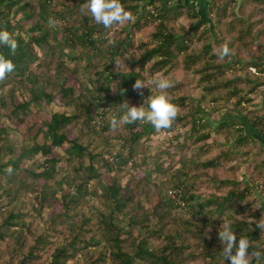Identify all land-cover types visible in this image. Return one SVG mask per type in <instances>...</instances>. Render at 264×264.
Listing matches in <instances>:
<instances>
[{
	"label": "trees",
	"instance_id": "trees-1",
	"mask_svg": "<svg viewBox=\"0 0 264 264\" xmlns=\"http://www.w3.org/2000/svg\"><path fill=\"white\" fill-rule=\"evenodd\" d=\"M186 1L121 0L133 19L106 29L87 0H0V264H230L222 223L264 252V0ZM159 77L172 127L111 128Z\"/></svg>",
	"mask_w": 264,
	"mask_h": 264
},
{
	"label": "clouds",
	"instance_id": "clouds-1",
	"mask_svg": "<svg viewBox=\"0 0 264 264\" xmlns=\"http://www.w3.org/2000/svg\"><path fill=\"white\" fill-rule=\"evenodd\" d=\"M81 10L85 14H89L95 24L103 25L106 29H110L114 25H123L133 19L131 13L123 7L121 0H87L81 6ZM0 46L7 47L14 55L19 45L12 33L0 29ZM229 54V48L225 45L220 57L224 58L229 56ZM14 68L15 65L12 60L0 54V81H3L8 74L12 73ZM150 83L159 90V94L150 95L144 100L143 105L139 107L130 106L127 101L121 103L123 113L119 118L114 116L111 119V128L117 129L121 125L138 121L150 124L156 133L172 127L178 115V108L169 101L166 90L174 86L173 82L166 77H159L153 79ZM132 88L142 97L144 95L143 89H150L148 83L141 79H137ZM253 206L254 208H264V204L259 202L254 203ZM256 226L264 233V216L256 221ZM218 239L223 246L224 259L229 261L230 264H251L250 257L255 258L257 261L264 257V252L262 251L249 253V240L240 237L237 241L236 234L228 223H222L218 232Z\"/></svg>",
	"mask_w": 264,
	"mask_h": 264
},
{
	"label": "rangeland",
	"instance_id": "rangeland-1",
	"mask_svg": "<svg viewBox=\"0 0 264 264\" xmlns=\"http://www.w3.org/2000/svg\"><path fill=\"white\" fill-rule=\"evenodd\" d=\"M207 18H208V16L203 17L204 20H207ZM253 72H255V69L253 70ZM256 99H257L256 100L257 104L263 105L262 97H257ZM63 110L64 109L62 108L61 103L57 101V103L55 105H52L50 107H46L44 109V113L42 114V117L46 119V118H49L52 113L63 111ZM75 136H76V133L74 131H72V137H75ZM104 178H105V180H109L110 177L108 175H105ZM127 180H128V178H124V182H126Z\"/></svg>",
	"mask_w": 264,
	"mask_h": 264
},
{
	"label": "water",
	"instance_id": "water-1",
	"mask_svg": "<svg viewBox=\"0 0 264 264\" xmlns=\"http://www.w3.org/2000/svg\"><path fill=\"white\" fill-rule=\"evenodd\" d=\"M186 4L195 5L198 8V14L202 18L204 16L209 17V7L211 6V2L208 0H187ZM258 140L264 144V137L258 136Z\"/></svg>",
	"mask_w": 264,
	"mask_h": 264
},
{
	"label": "flooded vegetation",
	"instance_id": "flooded-vegetation-1",
	"mask_svg": "<svg viewBox=\"0 0 264 264\" xmlns=\"http://www.w3.org/2000/svg\"><path fill=\"white\" fill-rule=\"evenodd\" d=\"M209 1V0H208ZM226 2H228L229 0H225ZM211 2V1H210ZM237 2H238V8L240 7V4H241V2H242V0H237ZM211 7H212V2H211V6L209 7V12H210V9H211ZM259 135V134H258ZM260 136V135H259Z\"/></svg>",
	"mask_w": 264,
	"mask_h": 264
}]
</instances>
